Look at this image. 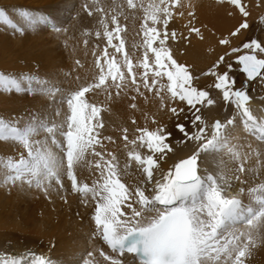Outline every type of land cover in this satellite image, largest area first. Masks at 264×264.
I'll return each instance as SVG.
<instances>
[{
    "label": "snow or ice",
    "instance_id": "6c2138e0",
    "mask_svg": "<svg viewBox=\"0 0 264 264\" xmlns=\"http://www.w3.org/2000/svg\"><path fill=\"white\" fill-rule=\"evenodd\" d=\"M91 2L95 3L96 0ZM161 3H164V0H160L148 12L142 33L143 44L147 49L142 64L147 70L144 73L145 78L149 71L158 78L152 81L153 85L159 83V78H166L170 98L185 102L196 113H200L201 107L198 106H213L215 101L208 91L194 86V80L197 78L192 75L187 65L177 62L167 46L170 37L172 40L177 39L176 31L169 33L167 25L173 16L170 8L176 6L179 0H173L171 6L163 9L160 7ZM220 3L233 6L243 17L230 32L231 37H237L250 29L247 19L250 13L242 0H220ZM80 7L88 16L92 15L88 0H84ZM16 12L28 29L37 25H48L57 33L61 31L47 14L19 8ZM233 14L228 12V15ZM188 15L193 19L188 22L189 36L185 39L194 34L202 40L201 29L191 26L195 12L190 11ZM259 22L264 23V15L259 17ZM0 24L7 25L21 34L24 31L2 8ZM159 24L164 26L163 30L157 27ZM105 29L103 35L107 45L121 50L124 41L118 22L114 19L113 27L109 30L105 26ZM96 35L99 36V32ZM114 39L119 43H113ZM229 44L228 38L219 40L221 46ZM242 49L243 54L236 55L234 61L239 65V72L244 74L246 81L257 78L264 81V58L257 55L264 54V42L250 38L239 47H231L230 53H239ZM149 53L151 62L148 61ZM230 53L220 55L202 75L214 78L213 87L222 93L225 106L230 104L235 108L233 117L223 122L216 119L209 125L200 114H196L192 124L197 127V131L192 134L186 130L184 124L177 123L176 130L182 133L187 141H196L197 146L195 151L186 158L179 159L167 171L160 169L158 160L163 161L168 153L173 152L172 146L167 143L172 133L166 132L163 127L156 130L138 129L140 134L129 142L134 147L127 155L142 168L147 179L146 186L136 187L134 193L122 182V173L115 156L103 164L100 160L96 161L99 180L94 179L91 185L77 178V168L86 164V155L90 150L104 160L100 152L94 151L95 145L100 144L99 129L103 125L100 121L101 109L85 98L90 86L79 87L78 90L64 95L56 84L36 75L21 74L18 78L16 75L0 72V92H38L49 98L50 103L59 94L60 103L66 104L67 108L65 118L59 123L37 122L33 119L24 126H19L18 121L0 118V141L18 142L24 150L18 159L9 158L6 163L0 161L2 182L12 186L19 185L21 189L24 186L35 187L47 193L53 184L63 188L66 177L73 193H79L85 200L90 195L92 200L96 201L91 219L108 248L121 256L124 253L134 254L139 264H245V259L257 245L258 238L264 235V182L247 189L250 202L245 203L239 194H227L230 181H226L223 175H202L199 165L201 154L226 151L233 160L238 161L233 173L236 181H241V174L251 171L244 165L248 155L241 153L238 145L232 142L235 138L229 135V128L236 126L237 117L246 133L254 135L257 141L264 142V119L253 114L246 85L236 87V78L230 76L233 64L229 63L226 71H218ZM103 54L107 57V49ZM106 64V71L114 76L112 70L118 67L114 58L107 60ZM97 66L99 67V63ZM101 71L104 72L105 69ZM104 79L101 75L100 80ZM145 82L147 85V79ZM34 83L40 87H34ZM151 90L152 88H149V91ZM169 111L178 117L183 109L173 107ZM56 114L60 116L61 112L57 111ZM41 133L42 138H37ZM124 139L127 141L128 137L125 135ZM137 141L151 154L141 155L136 151ZM253 151L257 157L261 155L258 150ZM127 168L128 165H125V170ZM149 184L150 188L147 187ZM244 192L241 188L240 193ZM128 201H134L138 207ZM125 205L127 209H131L130 215L126 212ZM101 255L111 264H122L121 260L103 252ZM87 256L91 257L92 252H88ZM0 264L55 262L44 255L29 251L19 257L0 256ZM82 264H93V261L85 258Z\"/></svg>",
    "mask_w": 264,
    "mask_h": 264
},
{
    "label": "rangeland",
    "instance_id": "374dc122",
    "mask_svg": "<svg viewBox=\"0 0 264 264\" xmlns=\"http://www.w3.org/2000/svg\"><path fill=\"white\" fill-rule=\"evenodd\" d=\"M139 1L141 0H96L95 3H92L91 0H88L89 6L92 9V15L88 16V14L82 11L80 7L81 4L84 3V0H0V8L4 9L9 17L24 29L21 34L9 28L7 25L0 24V72L13 74L18 78L21 74L36 75L41 79L48 80L52 84H56L62 90L64 95L70 91L78 90L79 87L90 86V91L85 94V98L88 102L90 101L91 104L99 107L101 112L104 111L105 107V110H109V99L111 100L112 98H118L120 96L125 97V108L121 113L124 121H121L120 124L112 129L113 132H115L116 139L122 140L118 142L127 143L132 149L134 146L129 142L134 140L140 134L138 129L147 128L148 130H156L159 127L165 128L164 125L167 126L169 124H172V136L167 140V143L170 144V140L177 138V143L181 147L189 144L191 141H187L186 137L176 130L175 125L177 123L184 124L186 130L192 134L197 131V127H194L192 124V120L196 114H200L205 122H207L214 114H225L227 108H229L230 111H234L235 108L233 105L229 104L225 106L222 99V93L213 87L214 78L211 76H204L202 73L207 71L216 62L220 55L230 53L231 47H239L243 42L250 38H257L261 42H264V23L259 22V17L264 15V0H242V3L247 6V10L250 13L247 19L251 27L237 37H231L229 34L242 21L243 17L233 6H230L227 3L221 4L220 0H211L212 3L209 4L212 6L211 8H217L218 6L221 7V15L230 18L225 26L226 29L223 30L217 26L213 27L215 25H213L211 19L209 21L201 20L196 13V9L191 8L189 12H195V19L191 26L199 27L201 29L203 39H198V42L192 43L188 48H174L171 46V42L175 43L178 39L184 36V31L178 29L174 24L171 28L167 25V27H169V30L167 29L169 33L175 30L177 34L176 40H172L170 37L167 42V46L171 49L173 57L178 63L187 65L192 75L197 78L194 80V86L208 91L210 97L215 101L213 106H198L201 107L200 113H196L185 102L172 100L170 98V94L166 87V78H159L160 81L156 85H153L152 81L157 80L158 78L153 76L150 71L145 78L144 73L147 70L142 67L145 54L147 53V49L143 46L144 37L142 34L145 30V23H139L138 21L137 23L135 22L134 29H139V31L133 33L132 30H127L128 20L126 22L124 16L130 14L128 15L130 20H136L137 17H135L133 12ZM154 2L157 4L160 0H154ZM172 3L173 0H164V3H161L160 5L169 7ZM174 7L170 8V11L173 12ZM18 8L30 10L34 13L49 15L61 31L57 33L48 25H37L32 29H28L16 12V9ZM228 12H233L234 14L228 15ZM213 16L214 14L210 17L212 18ZM114 19L115 21H118V24L121 27V38L124 41L123 46L119 51L108 46L107 40L103 35L106 30L105 26H107L109 30L113 27ZM192 19V17L188 16L184 21L185 30L188 31V22ZM202 25L207 26V32L204 31ZM157 27L161 29L164 26L159 24ZM97 32H99V36L96 35ZM186 35H189V33H186ZM192 36L193 35H191L190 38H192ZM222 38H228L230 44L225 46L219 45V40ZM113 43L118 44L119 41L114 39ZM105 49H107V57L103 54ZM196 49H198V51H196ZM243 51L244 50L242 49L239 53H230L227 55L224 64L220 65L218 71H226L227 65L232 63L233 68L230 72V76L236 78V87L245 85V83L248 82V86H246L248 94L251 92H257L264 104V81L260 78L253 81H246L244 74L239 72V65L234 63L235 56L243 54ZM257 55L260 58H264V54L258 53ZM97 57H99V61H97ZM113 58L115 64L118 66L116 69L112 70L114 76L108 74L106 71V61ZM151 60L152 57L149 53L148 61L151 62ZM98 63L99 67L97 66ZM101 69H105V71L102 72ZM101 75L105 77L103 81L100 80ZM146 79L147 85L145 82ZM34 87L40 86L34 83ZM149 88H152V90L149 91ZM60 99L61 95L58 94L57 98L50 103L49 98L38 92L32 94L0 92V118L12 122L18 121L19 126H24L33 119L37 122L44 121L50 123L52 122L51 120L56 117L57 111H60L61 115L59 116V119L61 118L62 120L67 114V108L66 104L60 103ZM104 99L106 101H104ZM105 103L108 105H104ZM140 104H143L144 106L141 105L140 107ZM101 105H104V107ZM133 105H135V107H133ZM173 107L178 110L189 109V114L184 117L183 121L181 119L174 122L172 121V118H176L177 116H174L169 111V109ZM129 111L131 112L129 113ZM102 116L103 114L100 113V121L103 126L99 129V133L101 132L98 137L100 144L95 145V152H98L97 149L99 148L106 150L105 143H110L111 141L109 139H104L103 136H101L105 134V127L107 126V122ZM125 129L127 131H125ZM123 135L128 137L127 141L124 139ZM42 136L43 134L41 133L37 138H42ZM135 147H138L140 151L145 148L141 147L138 141ZM23 152L24 150L18 142L0 141V161L6 163L9 158L18 159L19 155ZM144 154L145 153L141 152V155ZM94 155V152L90 150L86 157ZM95 158H97V156ZM129 163L130 162H128V164ZM94 164L93 165L96 168V163ZM136 172L146 177L142 168L139 166L136 167ZM78 175H80V173ZM145 186L146 185H143V187ZM56 187H58V185H56ZM150 187L151 185L148 188ZM65 196H54L52 189L47 193L42 189H37L35 187L29 188L24 186V189H21L19 185L12 186L10 184H4L2 182V177H0V210L2 212L5 211L4 203H6V205H8L6 208L9 207V204L10 206L12 204L13 207L19 208L24 213L33 214L32 218L35 219H40L45 214H50L53 217L54 214L55 217L58 216V219L63 221L66 220L67 223L70 221V225H73V228H76L77 230L78 222L80 221H77V219H80L78 209L77 207L72 206L73 203L70 204L73 196H67L66 194ZM15 199L24 202L19 201L16 203L14 201ZM128 202H126V204ZM133 206L136 207L134 203ZM124 208L130 215L131 209H127L126 205ZM89 209L95 210V205H93V207L91 206ZM87 215H89V212ZM74 221L76 226L73 224ZM8 226H0L5 229V231L2 229V234L5 232L6 235L4 234L5 236H3L5 240L8 239V242L5 241L7 243L6 245L13 243L15 246H22L26 244L31 245L34 242V239H30L29 242L25 240L24 242V236L35 235V226H29V228H27L28 226H24L20 223L16 226H11V224ZM21 227L23 229H21ZM25 227L26 229H24ZM13 230H15L14 233ZM17 231H24V234L22 233L21 236ZM7 233H12L14 236H7ZM0 236L3 238L2 235ZM92 239L97 241L96 231L94 230L92 231ZM17 240L19 241L18 244ZM95 251L99 255L100 261L98 258L95 259L93 254L92 258H87L91 259L93 264H101L104 261H107L104 262L105 264L111 263L110 261L105 260L104 256L101 255V252L106 255L107 253L101 249L100 245L98 248H95ZM85 255H87V253ZM79 258L80 257L76 258V261H79V263L82 264V260H79Z\"/></svg>",
    "mask_w": 264,
    "mask_h": 264
},
{
    "label": "bare ground",
    "instance_id": "6f19581e",
    "mask_svg": "<svg viewBox=\"0 0 264 264\" xmlns=\"http://www.w3.org/2000/svg\"><path fill=\"white\" fill-rule=\"evenodd\" d=\"M209 3L210 4L212 3L211 0H180L179 1V3L176 6L177 8L174 7V11L172 12L173 16H172L168 26L171 28V27H173V24H174L176 27H178V29H181L184 31V36L182 38L178 39V41L175 43L171 42L172 47H174V48L175 47L188 48L189 45H191L192 43L198 42L197 40L199 38L196 37L194 34H193L192 38L189 37L188 39H185V37H188L189 35H186V33H188V31L185 30V28H184V21L189 16L188 13H189V10L191 8L196 9V13H197L198 17H200L201 20H203V21L208 20L209 21L211 19L213 25H215L213 27L217 26L218 28H221L223 30L226 29L225 26L229 22L230 18H226V17L221 15L222 14L221 13V7L218 6L217 8H211L212 6H210ZM154 5H155L154 0H141V1H139L137 7L134 9V12H133L135 17H137L136 20L131 21L130 17L128 16L130 14L124 15L126 22L128 20V29L127 30L128 31L132 30L133 33H137L139 31V29H134L135 28L134 23L135 22L137 23V21L139 23H142V22L145 23V21L147 20V14L149 11H151V9ZM160 7L162 9L165 8L162 5H160ZM178 9H179V11H178ZM212 9H214V10H212ZM179 12L183 13V15H180ZM103 14L106 15L105 13H103ZM212 14H214V16L211 18L210 16ZM218 15H219V17H218ZM127 17H128V19H127ZM148 23L151 24L150 21ZM169 27H167L168 30H169ZM203 27H204V31L207 32V30H206L207 26L204 25ZM163 28L164 27H162L161 29H163ZM83 30H84V28H83ZM80 31H82V30H80ZM143 46H144V44H143ZM196 51H198V49H196ZM248 95L250 97L249 106L251 107L253 114L260 119H264V104L262 102L263 100H261V98H260V95H258L257 92H251ZM124 96H126V95H124ZM99 99H102V98H99ZM105 99H104V101H106ZM125 100H126V98L123 96H120L118 98H112L111 100L109 99V101L107 100L110 108L108 107L109 110L108 109L105 110L106 109V107H105L104 111L101 112L103 114L102 117H104V120L107 122V126L105 127L106 132H105V134H103L101 136H103L104 139H107L108 137H110L111 139H109V140H111V141H110V143L104 142L105 146L107 148L106 150H104L103 148L97 149V151L100 152L101 155L103 156L104 160L98 158L99 156H97V158H95L96 155L86 157V164L84 166L77 168V178L81 182H86L89 185H91L92 181L94 179L99 180V170L94 167V165H95L94 163H96V161L100 160V163L103 164L104 161L111 160L112 156H115L116 162L119 164L120 170L122 173V175H121L122 182L125 183V185L129 188L130 192L134 193L136 187H143V185H146V179L147 178L144 177V175L138 174L136 172V167L138 165L135 163V161L129 160V157L127 155L128 152L131 151L132 148L129 147V144H127V143L125 144V143L118 142V141H122V140L116 139L115 132H113V129H112V128H115L118 124H120L121 121H124V118L121 116V113H122V111H124V108H125V104H124ZM89 103H90V101H89ZM143 103H145V102H143ZM108 104L105 103L104 105L107 106ZM104 105H101V106L104 107ZM141 105H143V104H140V107H141ZM125 111H127V110L125 109ZM62 112H63V110H62ZM130 112L131 111H129V113ZM127 113H128V111H127ZM234 113H235V109H234V111H230V109L227 108L225 111V114H214L210 117V119L206 123L210 125V123L214 119H220L222 122L226 121L228 118L233 117ZM159 114H161V113H159ZM188 114H189V109H184L182 114H180L178 116L179 118L178 117L174 118L172 116L173 117L172 121L175 122L176 120H181V119L183 121L184 117ZM60 120H61V118L59 119V116L56 114V117H54L51 121L59 123ZM164 126H165L164 129L166 132H172L171 131L172 130V124H169L167 126L164 125ZM209 135H210V130H209ZM229 135H230V137L235 138V139H233L232 142H233V144L238 145L241 153L248 155V159L244 161V165H245L246 169H251V171H248L245 174H241V181H243V183H241V181H236L234 179L233 173H234L235 168L238 166V161L233 160L231 155L228 154L226 151H223L220 153H213V154H207V153L201 154V157L199 160V165L201 168V174L202 175L214 174L217 176L223 175L226 181H230V186L228 187L227 194H229V195L239 194L240 198L245 203H249L250 197L247 195V189L250 187H255L259 183L264 182V142L257 141L255 139L254 135L246 133L243 130V127H242V124L239 120V117L236 118V126L234 128H231V127L229 128ZM170 142H171L170 144L173 148V152L168 153L163 161L158 160V163L160 165V169L162 171H167L169 169V167L172 166L174 163L178 162L179 159L186 158L193 151H195L196 146H197L196 141H191L189 144L183 145L181 147L177 143V138L170 140ZM127 147H128V149H127ZM253 149L258 150L261 153V155L259 157H257V155L255 154ZM135 150L139 151L140 153L141 152L145 153L144 155L151 154L145 148H144V150L140 151V149L138 147H135ZM128 162H130V163L128 164ZM125 165H128V168L126 170H125ZM79 173H80V175H78ZM147 186L149 187L150 185H147ZM241 188H243L245 190L244 193H240ZM51 189L53 191L54 196L64 197L65 194L67 196L68 195L73 196L71 201H70V204L73 203L72 206L77 207L79 215H80V219H77V221L80 220L78 222L77 230H76V228H73L74 227L73 225H70L71 224L70 221H68V223H67L66 220L63 221L61 219H58V216L55 217V215L53 213H52L53 217L50 214H45L40 219H38V218L35 219V218H32L33 214L24 213L19 208L13 207L12 204H11V206H12L11 207L9 203H8L9 207L6 208V206H8V205H6V203H4L5 204L4 210L5 211L2 212L0 210V226H2V225L8 226L9 224H11V226H16L20 223L24 226H28L27 228H29V226H35L36 229H34L35 235L31 234L32 236H24V242H25V240L27 242H29L30 239L31 240L34 239V242L31 245L26 244V245H22V246H20V245L15 246V245H13V243L6 245L7 244L6 242H8L7 241L8 239L6 238L7 240H5L4 236L6 234H5V232H4L5 235L2 234L3 228L0 227V230L2 231V232L0 231V233H1L0 235H2V236L4 235L3 236L4 240L0 236V256L16 255L19 257V256L24 255L26 252L31 251L36 255H44L46 258L53 260L55 262V264H81V263H79V261H76V258L80 257L79 260L83 261V259L89 258V257H86L87 255H85L88 252H92L94 258L95 259L98 258V260L100 261V257L97 254V252L95 251V248H98L100 245L101 249L103 251H105L108 256H112L116 259L121 260L122 264H139V262L137 261V259L133 255L124 253L121 256L120 254L114 253V252H112V250H109L106 247V245L104 244V241H102V239L100 237V234L95 229L94 221L91 219V217L94 215V210L89 209V208H91V206L93 207V205H95L96 201L92 200L90 195L85 200V198H83L79 193H73L71 191L70 182L67 180L66 177H64V187L63 188H59V186L56 187V185L53 184V187ZM149 194H151V193H149ZM16 200L17 199L14 200L16 203L19 201H22V200H19V201L18 200L16 201ZM22 202H24V201H22ZM131 202L134 203V201H131ZM134 205H136V204L134 203ZM136 207H138V205H136ZM88 212H89V215H87ZM73 224H75V221ZM75 226H76V224H75ZM22 227H21V229H23ZM24 229H26V227ZM3 230L5 231V229H3ZM93 230L96 231L97 241L92 239V231ZM14 231L15 230H13V233H14ZM9 232H11V231H9ZM17 232H19L20 235L22 236V233L24 231L23 232L17 231ZM25 234H27V233H25ZM253 234H255V232ZM8 235L10 236V235H12V233L11 234L7 233V236ZM12 236H14V235H12ZM20 238H22V237H20ZM20 240H22V239H20ZM18 243H19V241L17 242V244ZM37 243H38V245H37ZM91 258H92V256H91ZM103 261H104V259H103ZM104 262H107V261H104ZM104 262H102L101 264H105ZM106 264H108V263H106ZM245 264H264V235H261L258 238L257 245L251 250L250 256H248L245 259Z\"/></svg>",
    "mask_w": 264,
    "mask_h": 264
},
{
    "label": "water",
    "instance_id": "95a60500",
    "mask_svg": "<svg viewBox=\"0 0 264 264\" xmlns=\"http://www.w3.org/2000/svg\"><path fill=\"white\" fill-rule=\"evenodd\" d=\"M238 69H239V67H238ZM245 85L248 86V82H246ZM215 120H216V119H214L212 122H214ZM212 122H211V123H212ZM211 123H210V125H211ZM209 130H210V128H209ZM210 131H211V130H210Z\"/></svg>",
    "mask_w": 264,
    "mask_h": 264
}]
</instances>
